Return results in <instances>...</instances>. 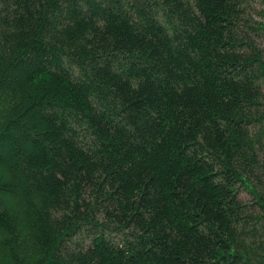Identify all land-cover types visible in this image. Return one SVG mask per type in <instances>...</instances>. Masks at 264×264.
Here are the masks:
<instances>
[{
	"label": "trees",
	"instance_id": "obj_1",
	"mask_svg": "<svg viewBox=\"0 0 264 264\" xmlns=\"http://www.w3.org/2000/svg\"><path fill=\"white\" fill-rule=\"evenodd\" d=\"M0 264H264V0H0Z\"/></svg>",
	"mask_w": 264,
	"mask_h": 264
},
{
	"label": "rangeland",
	"instance_id": "obj_2",
	"mask_svg": "<svg viewBox=\"0 0 264 264\" xmlns=\"http://www.w3.org/2000/svg\"><path fill=\"white\" fill-rule=\"evenodd\" d=\"M10 143L11 142H9V141L3 142L2 145H1L2 149L6 150L10 145H12ZM241 197H243L244 199H248V196L246 194H244V193L241 194ZM5 201H6V203H8V205L12 204V200H10V198H6Z\"/></svg>",
	"mask_w": 264,
	"mask_h": 264
}]
</instances>
